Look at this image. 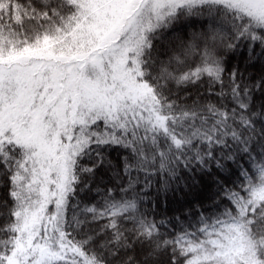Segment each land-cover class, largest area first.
Here are the masks:
<instances>
[{"label": "snow or ice", "instance_id": "6c2138e0", "mask_svg": "<svg viewBox=\"0 0 264 264\" xmlns=\"http://www.w3.org/2000/svg\"><path fill=\"white\" fill-rule=\"evenodd\" d=\"M0 264H264V0H0Z\"/></svg>", "mask_w": 264, "mask_h": 264}, {"label": "trees", "instance_id": "16d2710c", "mask_svg": "<svg viewBox=\"0 0 264 264\" xmlns=\"http://www.w3.org/2000/svg\"><path fill=\"white\" fill-rule=\"evenodd\" d=\"M232 62L233 63H236V61H232ZM160 209H161L162 212H167L168 215H171V212L168 210L167 206H165V205L162 204L160 206Z\"/></svg>", "mask_w": 264, "mask_h": 264}]
</instances>
